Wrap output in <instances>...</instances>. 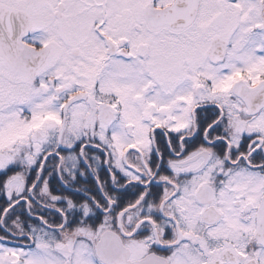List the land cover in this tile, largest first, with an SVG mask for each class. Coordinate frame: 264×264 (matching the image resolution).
I'll return each mask as SVG.
<instances>
[{
	"label": "snow or ice",
	"instance_id": "obj_1",
	"mask_svg": "<svg viewBox=\"0 0 264 264\" xmlns=\"http://www.w3.org/2000/svg\"><path fill=\"white\" fill-rule=\"evenodd\" d=\"M0 264H264V0H0Z\"/></svg>",
	"mask_w": 264,
	"mask_h": 264
}]
</instances>
